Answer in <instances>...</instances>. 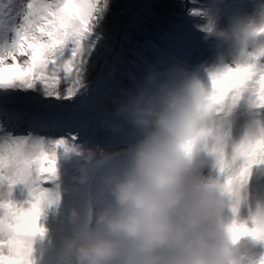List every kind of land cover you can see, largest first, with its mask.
Returning <instances> with one entry per match:
<instances>
[{
    "label": "clouds",
    "instance_id": "9594fccd",
    "mask_svg": "<svg viewBox=\"0 0 264 264\" xmlns=\"http://www.w3.org/2000/svg\"><path fill=\"white\" fill-rule=\"evenodd\" d=\"M204 30L219 42L212 67L197 73L181 61L150 63L102 121L135 139L103 177L107 198L80 232L75 264H264V253L254 258L240 248L245 239L264 245V192L249 183L238 198L226 186L209 83L225 69L264 70V6ZM110 159L103 153L97 163ZM80 179L87 181V169ZM240 224L248 232L237 237L232 229Z\"/></svg>",
    "mask_w": 264,
    "mask_h": 264
},
{
    "label": "snow or ice",
    "instance_id": "6c2138e0",
    "mask_svg": "<svg viewBox=\"0 0 264 264\" xmlns=\"http://www.w3.org/2000/svg\"><path fill=\"white\" fill-rule=\"evenodd\" d=\"M110 9L111 0H0V187H8L0 193V264H34L32 238L43 232L38 220L51 198L40 184L56 178L57 150L74 147L66 139L46 145L31 132L17 134L23 113L10 106L13 93L32 90L57 100L83 94ZM128 75L134 84L138 76ZM62 81L71 85L64 92L58 90ZM209 83L223 136L219 167L240 198L254 170L264 166V70L225 69ZM18 184L28 189L27 206L14 201ZM232 230L237 237L248 232L244 224Z\"/></svg>",
    "mask_w": 264,
    "mask_h": 264
},
{
    "label": "rangeland",
    "instance_id": "374dc122",
    "mask_svg": "<svg viewBox=\"0 0 264 264\" xmlns=\"http://www.w3.org/2000/svg\"><path fill=\"white\" fill-rule=\"evenodd\" d=\"M111 1L117 3L111 2V9L103 25V38L91 58L86 77L87 87L82 90L83 94L72 99L57 100L55 97L40 96L32 90L13 93L15 102L10 106L23 113V121L17 134L22 135L23 132L19 131L22 127H30L29 130L37 132L32 135L42 138L46 145L59 139H66L74 145L67 150H57L56 178L40 184L49 190L51 198L43 207L39 220L43 232L36 234L33 240L34 264H75V246L80 232L86 223L94 222L96 213L107 198L103 177L111 168L122 163L127 156L128 145L135 139L134 133L118 134L113 138L114 132L101 125L113 111L116 101L131 87L130 84L108 90V87L115 86L113 81L112 85L109 83L111 80L107 75L113 74L109 67L116 59L132 60L134 67L120 68L123 73L119 72L120 76H127L129 79V73L139 77L151 63L147 62L151 60L139 56L144 48L135 49L137 38L141 34L146 35L144 27L140 25L146 16L141 13L135 15L134 6L143 0H135L132 8L133 0L129 3L126 0ZM152 2L153 0H144L150 13L154 9ZM160 3L156 2V9L161 21L165 23L163 35L167 36L161 40L154 39L159 42L156 46L158 57L170 62H184L197 73H203L204 69L212 67L217 57L219 42L204 30L206 26H227L231 14H252L264 6V0H166V5L164 2ZM192 9H198L199 13L193 15ZM152 26L154 25L149 28ZM143 39V47L152 44L153 38L144 36ZM165 47L172 52L165 50ZM103 53L108 55L105 64ZM69 86L71 85L62 81L58 90L64 92ZM71 135L77 138L72 141ZM236 135L237 138L241 137L243 128L238 127ZM76 146L92 149L95 154L87 151L78 153L74 150ZM103 153H110L111 159L100 165L97 161ZM84 169H87L88 179L81 182ZM262 179L264 166L254 170L252 180L255 189L264 192V183L260 182ZM7 192V185L0 187V193ZM12 196L15 202L24 206H27L30 199L28 189L22 184L13 188ZM73 210L78 213L75 220L71 217ZM40 238L47 241V247H42L37 240ZM240 248L242 253H248L254 258L264 253V245L252 247L251 241L246 239L241 242Z\"/></svg>",
    "mask_w": 264,
    "mask_h": 264
},
{
    "label": "bare ground",
    "instance_id": "6f19581e",
    "mask_svg": "<svg viewBox=\"0 0 264 264\" xmlns=\"http://www.w3.org/2000/svg\"><path fill=\"white\" fill-rule=\"evenodd\" d=\"M129 1L130 0H126L127 3H129ZM134 1L135 0H133V2L131 4V8L133 6ZM160 1L166 2V0H160ZM165 5H166V3H165ZM134 7H135V15H139V13H141L144 16H146V13L139 8L138 3ZM125 15L126 16L128 15V13H126V11H125ZM163 22H160L159 24H155L154 26H152V28L148 29V32L146 33V35L148 36L149 39L153 38V39H151V40H153V41H151L152 42L151 45L143 47V45L141 44V41L139 39H137L135 49L139 50L141 47L144 48V50L141 51V53H139L140 54L139 56L145 57L147 60H151V61H147V62L153 63V60H155V62H157V61L170 62L166 58H159L158 57L159 53L157 52V49H156L157 44L159 45V42L157 40L165 39L167 36V35H163V32L165 30V23H163ZM167 34H168V32H167ZM156 38H157V40H154ZM131 45H132V42H131ZM165 50H168V49L165 47ZM168 51L172 52L171 49H169ZM102 56H103V63L105 64V62L107 61L108 55L103 53ZM131 59H132V57H131ZM130 66L134 67V63L132 60L131 61H124V59L123 60L122 59H116V61H114V64L109 67V71H111L113 74L112 75L109 74L108 79H109V81L111 80L109 83L112 85V81H113L115 86L108 87V90H116L117 87L121 88V87H123V85H128V86L130 85V80L128 79V77L125 76L123 78L122 76H120L121 74L119 73V72L123 73V70L120 71V68H128ZM89 77H91V75ZM131 86H132V84H131ZM114 87H115V89H113ZM103 127H104V125H103ZM116 135H118V134L114 133L113 138H115ZM113 143H116V142H113Z\"/></svg>",
    "mask_w": 264,
    "mask_h": 264
},
{
    "label": "trees",
    "instance_id": "16d2710c",
    "mask_svg": "<svg viewBox=\"0 0 264 264\" xmlns=\"http://www.w3.org/2000/svg\"><path fill=\"white\" fill-rule=\"evenodd\" d=\"M111 2L112 3H117L116 1H111ZM156 2H161V1L160 0H153L152 6L154 7V9H153L152 13H150L148 11L147 5H146V3H144V0H143L142 3H138L139 8L146 13V19L144 18L143 24H140V25H142L144 27V31L146 33L148 32V29H149V27L151 25L159 24L160 22H162L161 18L159 17V14L157 12V9H156ZM163 2H164V5H165V1H162L160 4H162ZM143 7H145V10H144ZM136 28H139V27H136ZM144 36L146 37L147 35L141 34L137 39H139L141 42H143L144 41V39H143Z\"/></svg>",
    "mask_w": 264,
    "mask_h": 264
}]
</instances>
